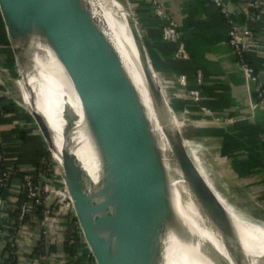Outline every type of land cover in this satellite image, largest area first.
Masks as SVG:
<instances>
[{"label": "water", "instance_id": "water-1", "mask_svg": "<svg viewBox=\"0 0 264 264\" xmlns=\"http://www.w3.org/2000/svg\"><path fill=\"white\" fill-rule=\"evenodd\" d=\"M220 1L233 14L231 0ZM117 2L128 15L125 25L148 82L150 97L153 102H161L159 87L153 84L152 77L157 75L162 86L165 82L155 70L144 32L131 12V2ZM99 35L85 0H0V44L5 46L13 65V70H10L0 56V86L5 90L4 98L20 106L33 121L65 187L73 218L93 264H159L165 235L177 226L163 156L151 129L147 110L119 54L101 34L104 43L109 46L104 47ZM43 45L50 48L62 66L80 103L100 163L101 175L97 182H93L72 150L69 135L76 115L71 106L62 107L60 136L64 145L60 158H56L55 136L48 121L35 107L23 102L20 83L25 82V72L32 74L37 63H46V57L42 58L38 50ZM234 64L242 78L253 120L256 113L264 109L257 104L256 98L264 86V73L259 72L257 82L252 83L245 79L236 60ZM164 92L170 110L175 115L182 114L170 101L166 86ZM34 102L32 97L33 105ZM191 103L200 116L198 120L215 130L216 127L222 129L200 113L198 105ZM158 105H155L157 111L158 107L161 108ZM159 115L163 122L165 116L161 109ZM184 120L189 121L185 115ZM185 126L184 131L181 128L165 130V135L172 160L181 172L188 191L220 236L227 254L226 257L213 246H208L211 260L214 264H262L247 258L243 240L238 236L229 210L234 211L248 227H259L260 223L236 204L215 181L203 160L202 155L206 152L199 146L198 136L188 138L185 134L187 124ZM193 156L197 157V163ZM199 168L204 171L205 177ZM41 170L42 166L35 170L38 172L39 196L44 184H55ZM251 202L262 209L258 202ZM9 204L7 194L0 264L8 242ZM247 226L245 232L249 230ZM45 261L46 264L54 262L47 248Z\"/></svg>", "mask_w": 264, "mask_h": 264}, {"label": "crops", "instance_id": "crops-1", "mask_svg": "<svg viewBox=\"0 0 264 264\" xmlns=\"http://www.w3.org/2000/svg\"><path fill=\"white\" fill-rule=\"evenodd\" d=\"M158 1L169 10L182 31V39L189 54L187 61L179 60L174 45L162 40L161 22L154 15L150 0H130L136 20L144 32L150 58L155 70L164 79L170 101L176 109L184 115H191L194 123H198L188 125L190 127L186 128V136L195 138L198 134L197 141L203 150V144L211 141L205 150L206 158L217 170L220 169L223 176L226 175L227 184L236 190L237 204H253L251 200L263 204L264 109L259 110L253 120L250 118L247 94L235 68L234 56L227 45V27L218 8L209 0ZM231 3L234 6V12L230 14L233 20L251 33L248 61L256 75L264 73V0H261L258 18L246 15L237 0H231ZM2 55L8 68L13 70L9 56L5 53ZM198 70L203 74L202 105L217 116L235 119L225 128H211L204 136L201 132L209 126L198 120L200 117L196 107L177 78L179 74H186L192 86ZM4 94L5 90L0 86V131L4 138L7 164L22 171L34 172L46 154L45 146L29 115L13 101L4 98ZM8 192L9 203L18 201V184L11 182ZM40 235V228L33 220L18 232L16 264H46V261L42 263L38 260L34 263L29 257L36 244H40ZM54 238L57 239L55 235ZM6 256L7 253H4L1 264ZM61 263L59 258L49 264Z\"/></svg>", "mask_w": 264, "mask_h": 264}, {"label": "bare ground", "instance_id": "bare-ground-1", "mask_svg": "<svg viewBox=\"0 0 264 264\" xmlns=\"http://www.w3.org/2000/svg\"><path fill=\"white\" fill-rule=\"evenodd\" d=\"M85 2L89 7L102 43H104L105 38L108 44L119 54L124 69L132 79L147 110L151 129L163 156L177 226L169 229L165 235L164 251L159 264H214L207 250L208 246H213L215 250L226 257L227 254L221 245L220 236L212 228L209 220L201 213L188 191L181 172L172 160L170 146L165 135V130H178L184 123H179L177 114L175 115L168 107L161 80L157 75L152 77V81L159 87L157 89L161 102H153L151 99L148 82L137 58L131 36L127 32L125 19L128 15L123 7L118 4L117 0H85ZM107 42L104 43V47L108 48ZM38 50L41 51L42 58L46 57L47 61L46 63H37L34 73L25 72V82L20 83L23 102L27 106L35 107L48 121L55 136L56 158H60L64 145L60 136L62 107L71 106L76 115L74 127L69 135L70 143L73 145L72 150L93 182H97L101 175L98 154L88 133L78 98L50 48L43 45ZM0 56L3 57L2 53ZM32 97L35 98V106L31 103ZM157 103L161 107H158V111L155 106L158 105ZM160 109L165 116L163 122L159 115ZM192 158L197 163V157L193 156ZM199 171L205 177L204 171L200 168ZM213 178L218 183L214 176ZM229 215L239 234L238 236H241L243 240L242 246L247 258L260 262L264 261V223L255 219L260 225L252 228L248 227L234 211L229 210ZM246 226L249 229L248 232H245Z\"/></svg>", "mask_w": 264, "mask_h": 264}, {"label": "built area", "instance_id": "built-area-1", "mask_svg": "<svg viewBox=\"0 0 264 264\" xmlns=\"http://www.w3.org/2000/svg\"><path fill=\"white\" fill-rule=\"evenodd\" d=\"M214 4L221 15L225 26L227 27V45L230 48L236 62L243 70L245 79L252 83L257 82V75L253 71V67L248 61V48L251 44V33L245 27H241L235 23L230 12L222 5L220 0H209ZM242 7V11L246 15L259 17L261 0H237ZM154 15L161 22L162 40L174 45L175 55L179 60L187 61L189 54L186 50L185 43L182 39V33L169 12V10L158 0H150ZM178 83L185 90L188 98L200 108V113L207 116L219 127L225 128L227 125L234 123V118H222L215 115L209 108L202 105V87L203 74L197 71L194 75V85L190 86L186 74L178 75ZM257 104L264 106V86L257 94ZM0 113L2 108L0 107ZM42 174L49 180L54 181V185L44 184L38 194L37 182L38 173L27 171L21 178L22 195L18 197L16 221L9 223L8 241H10L11 254L16 255L17 234L22 231L24 226L30 221L40 228L41 243L46 249L50 244L57 242L54 238L56 232L66 229L67 225L63 222L65 217H73L72 207L68 199L66 190L62 181L59 179L56 169L52 162H42ZM22 173V170L15 166L7 164L4 154V138L0 131V242L5 234L3 211L4 203L7 198L6 188L9 187L10 181ZM42 208L40 216L36 214V209ZM11 227L16 229V234H11ZM78 239L71 238L67 240V245L71 249H76L77 254L74 260L88 262L90 255L82 240L81 234L77 228ZM46 260V254L39 255L38 261ZM73 260V261H74ZM72 262V261H71ZM43 263V262H42ZM8 264H14L9 262Z\"/></svg>", "mask_w": 264, "mask_h": 264}, {"label": "trees", "instance_id": "trees-1", "mask_svg": "<svg viewBox=\"0 0 264 264\" xmlns=\"http://www.w3.org/2000/svg\"><path fill=\"white\" fill-rule=\"evenodd\" d=\"M9 62H11L10 58H9ZM197 136H198V134H197ZM43 157L44 158H42V160H45V162H49V163L51 162L48 154H44ZM42 160H40L36 169H38L42 166ZM25 172L26 171L23 170L22 173H19L17 176H15L10 181V183L15 182L16 184H18L17 197H20L22 195L21 178ZM35 173H38V172L36 171ZM10 183H9V186H10ZM8 190H9V188H8ZM8 190H6V193H9ZM17 206H18L17 200L15 201L14 204H13V202L9 204V209H8V214H7V221H9V223L10 222L14 223L16 221ZM41 213H42V208H37L36 214L38 216H40ZM63 223L67 225V228L64 230L63 229L59 230L58 232L55 233V237L57 238V242H54L47 247L48 254H49V256L52 257L53 261H56L57 259L61 258V260H62L61 264H79L78 261H80V260L77 259V262H76V260H74V256L77 254L76 249H71L67 245V240H69L71 238L78 239L77 225H76L75 219L72 216H70V217L68 216V217H65V221ZM10 231H11V234H16V229L14 227H11ZM10 243L11 242L8 241L6 244L5 253H7V256L4 259V261L2 262V264H8L9 262H13L14 264H16V262H17V256L14 254H11ZM44 254H46V249L44 248L43 244L40 242V244H36V247H34L32 249L29 257H30V259H32V262L34 261V263H35L38 260L39 255H44ZM83 263L84 264H93L91 258H89L88 262H83Z\"/></svg>", "mask_w": 264, "mask_h": 264}, {"label": "rangeland", "instance_id": "rangeland-1", "mask_svg": "<svg viewBox=\"0 0 264 264\" xmlns=\"http://www.w3.org/2000/svg\"><path fill=\"white\" fill-rule=\"evenodd\" d=\"M108 7V6H107ZM131 12L132 13H134V8L133 7H131ZM135 14V13H134ZM0 53H2V54H6L7 56H8V53H7V50H6V48H5V46L3 45V44H0ZM163 83V82H162ZM163 87H164V89H165V84L163 83ZM168 97V96H167ZM186 116V119H187V121L188 120H190V121H188V122H184L185 120H184V113H180V114H178L177 115V117H178V122L179 123H184V126H182L181 127V129H182V131H184V128H185V125L187 124V128L188 127H190V126H188V125H192V123L195 121L194 120V118L191 116V115H189L188 116V114L187 115H185ZM200 117V116H199ZM190 118V119H189ZM200 119V118H199ZM193 124H197L198 125V123H193ZM217 128V127H216ZM213 129H215L214 127H213ZM210 130H212L210 127H207L206 129H203V132H201V133H203V136L205 135V133L206 132H208V131H210ZM37 131V130H36ZM206 142H208V141H206ZM210 140H209V142L208 143H204L203 144V146L205 147V150H206V147L210 144ZM45 150H46V148H45ZM46 154H47V150H46ZM218 154V153H217ZM203 156V160L207 163L206 164V166L208 167V169H209V172L211 173V175L212 176H214L216 179H217V181H218V183L219 184H221L222 186H223V188L225 189V191L227 192V194H229L230 195V197H231V199L237 204V202H236V200H237V198H236V190L234 189V188H232V187H230L228 184H227V180L225 179V177H226V175H222L221 173H220V169L218 168V170L207 160V158L206 157H208L207 156V154L205 153V154H203L202 155ZM224 159V158H223ZM224 161H226L225 159H224ZM227 162V161H226ZM229 163V162H228ZM227 163V164H228ZM239 203V202H238ZM260 204V203H259ZM241 208H243L247 213H249L250 214V216L252 217V218H254V219H258V220H260L261 222H263L264 223V202H263V204H260L261 206H262V209H263V211H259L258 210V208H257V206H255V205H253V204H247V203H239L238 204ZM262 264H264V261H262L261 262Z\"/></svg>", "mask_w": 264, "mask_h": 264}]
</instances>
